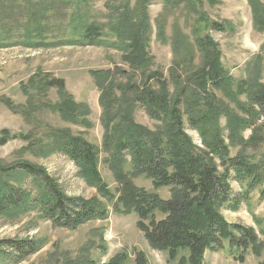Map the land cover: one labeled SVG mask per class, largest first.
Segmentation results:
<instances>
[{
    "label": "rangeland",
    "instance_id": "374dc122",
    "mask_svg": "<svg viewBox=\"0 0 264 264\" xmlns=\"http://www.w3.org/2000/svg\"><path fill=\"white\" fill-rule=\"evenodd\" d=\"M25 1L31 2L0 0V12L9 16L7 26L18 29L19 26L30 25L32 28L28 19L31 9L26 8ZM73 1H33L45 6L43 25L47 45H21L17 38L18 32H21L19 28L13 31L15 37L9 41L12 44L0 47V136L3 131L13 136L8 143L0 146V170L15 167V176L9 180L32 196L36 192L26 185L28 176L18 178L21 172L19 166L31 164L42 168L67 197L97 199L108 206L109 214L105 220L68 230L47 219L37 206L2 213L0 264H135L140 258L147 264H189L188 250L178 251L173 258L168 251L154 249L138 227V216L119 212L122 183L116 178L111 165L119 137L112 140L110 134H115L114 128L118 126L128 127L132 120L151 132L160 130L162 124L151 118L143 107L132 102V85L142 86L143 73L131 66L126 50L113 45L121 42L115 38L112 25L118 23L121 12L127 8L134 11L135 20L148 19L147 52L151 57L148 69L161 70L164 77L171 81V92L174 90L173 74L179 69L175 67L178 58L172 52L171 41L179 30L195 44L202 29V35L219 46L222 64L236 90L238 84L245 86L244 92L239 95L228 93L229 89L210 88V95L219 109H224L219 124L222 137L230 146V155H243L251 161L263 162L264 117L250 127L239 126L232 144L229 128L235 126L238 120L245 119L239 106L249 105L247 91L250 85L264 84V33L256 28L250 1L213 0L215 3L212 5L196 0L171 1L170 5L165 3L166 0H83L84 5L80 0ZM78 6L84 9L89 23L103 27L105 37L101 44L69 43L74 39L69 20ZM143 9H146L145 13ZM201 14L205 19L226 24L227 30L215 32L200 27ZM161 30L165 33L164 37H160ZM164 38L167 43L163 42ZM192 66L194 70L188 67L186 73L179 69L183 82L187 81L186 74L203 66L199 50ZM97 73H108L109 83L115 84L111 98L106 95V89L103 96L95 77ZM68 99L72 100L77 110L74 120L64 119L58 110ZM125 115L129 117L127 121ZM107 123H110L108 140L105 137ZM185 132L196 147L207 149L198 131L187 125ZM65 134L82 138L99 149L98 171L104 192L99 185H89L81 168L57 151L58 138ZM124 156L128 161L125 171L132 173V155L124 152ZM0 180L13 184L7 180L4 171H0ZM129 180L140 190L157 193L163 199L170 197L168 188L155 189L152 180L144 175L133 180L130 177ZM231 188L242 201L236 209L233 206L222 208V216L230 224L252 228L264 243V199L261 200L260 190H253L242 199L243 187L234 181ZM10 240H34L39 245V251L16 263L11 258L13 251L4 245ZM239 256L241 252L232 251L225 242L223 250L206 251L203 264H264V250L259 257L249 250L243 261L239 260Z\"/></svg>",
    "mask_w": 264,
    "mask_h": 264
},
{
    "label": "trees",
    "instance_id": "16d2710c",
    "mask_svg": "<svg viewBox=\"0 0 264 264\" xmlns=\"http://www.w3.org/2000/svg\"><path fill=\"white\" fill-rule=\"evenodd\" d=\"M4 1L6 0H2ZM33 1L29 3L25 1L28 6L26 8L31 9L28 19L32 23V28L29 25L13 29L14 26H7L10 22L9 16L0 12V47L12 44L9 41L15 37L13 31H18L19 28L21 32H18L17 38L20 39L21 45L30 47L47 45L48 39L43 25L45 6ZM171 1L179 0H166L165 3L170 5ZM196 1L198 3L207 1L211 5L215 3L213 0ZM249 1L256 28L264 33V0ZM71 2L74 3L73 0ZM80 2L84 5L83 0ZM145 11L146 9H143L144 13ZM120 15L118 23L112 25V31L121 44L113 45L126 50L131 66L141 69L143 73L142 86L132 85V102L143 107L151 118L162 124V128L157 132H151L132 120L128 127L118 126L114 128L115 134H110L109 138L112 140L119 137L111 163L116 178L122 183L118 199L122 210L119 212L126 215L135 213L138 216V227L154 249L168 251L173 258L178 251L188 250L189 264H203L206 251L223 250L225 242H228L232 251L241 252L239 256L241 261L249 250L254 255L261 256L264 243L260 241L255 230L230 224L221 214L222 208L233 206L236 209L242 201L231 188L234 181L244 189L242 199L255 189L260 190L261 200L264 199V161L255 162L243 155L234 157L230 155V146L222 137L219 124L224 109H219L210 95V88L229 89L228 93L239 95L244 92L245 86L242 83L238 84L236 90L231 76L222 64L219 46L209 37H204L202 29L198 32L195 44L188 36L177 30L171 41L172 52L178 58L175 67L181 68L183 73H186L188 67L193 71L192 64L198 50L203 66L198 71L186 74V82L182 81L179 69L174 72L172 78L174 90L171 92V81L164 77V73L159 69L154 71L148 69L151 66V57L147 52V33L150 29L148 19L135 20L134 11L129 8ZM199 20L202 28L215 32L227 30L226 24L205 19L203 14ZM14 21L19 23L17 19ZM69 21V29L74 38L69 43L92 46L101 44L105 37L103 27L89 23L81 6L75 8ZM161 36H165L163 30ZM163 42L168 41L164 38ZM108 76V73L95 74L103 96L105 97L106 89V95L111 98L115 84L109 83ZM247 94L249 105L239 106L245 119L235 122V126H229L231 144L239 126L250 127L264 117V84L250 85ZM71 101L70 99L64 101L58 108L60 114L67 120H74L73 117L77 115ZM127 118L128 115H125L126 121ZM109 125L110 123H107L108 130L105 131L107 140ZM187 125L199 132L207 149L202 150L193 144L185 132ZM12 138L13 136L3 131L0 146ZM58 139L57 151L81 168L82 175L89 185H99V189L104 192L105 187L101 183L98 171L99 149L82 138L69 134ZM124 152L132 155L130 158L132 173L125 171L128 161ZM19 168L21 172L18 178L28 176L30 181L28 179L26 185L36 194L31 196L21 186L9 180L15 176V167L0 170L4 171L7 180L13 183L10 185L0 180V214L37 206L47 219L68 230H76L92 221L105 220L108 216V206L97 199L67 197L49 173L42 168L31 164H22ZM139 175L151 179L157 190L168 188L169 199L136 188L129 178L132 177L133 180ZM18 182L19 180L16 183ZM4 245L13 251L11 258L15 259L16 263L39 251V245L34 240H10ZM135 264L147 263L140 258Z\"/></svg>",
    "mask_w": 264,
    "mask_h": 264
}]
</instances>
